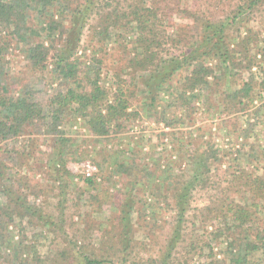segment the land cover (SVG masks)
<instances>
[{
    "label": "rangeland",
    "instance_id": "1",
    "mask_svg": "<svg viewBox=\"0 0 264 264\" xmlns=\"http://www.w3.org/2000/svg\"><path fill=\"white\" fill-rule=\"evenodd\" d=\"M100 1L103 6L113 2L112 7L119 4L126 7L133 2ZM238 4L245 2L214 0L212 12L215 16H222ZM186 7L179 0L159 5L161 19L158 20L162 22L163 39L159 51L163 56L184 51L179 43L176 44L178 41L199 37L201 28L185 13ZM32 22L36 25L35 20ZM94 23L92 17L89 24ZM249 29L259 32L264 38V3L255 17L245 20L235 33L242 36ZM127 40L133 42L134 36L128 35ZM235 40L232 38V47H236ZM115 44L112 42L102 50L93 38L91 26H87L77 55L82 62V70L85 65L92 64L94 56L103 58V79L111 87L114 84L113 69L125 61V53ZM6 60L9 61L11 75L19 77L18 80L12 79L10 95L28 91L35 98L44 97L43 104H46L51 94L67 87L50 71L52 68L43 76L29 75L28 62L15 41ZM206 62L217 75L220 74L215 60L208 58ZM145 75V72L137 74L135 83L141 89H137L129 109V112H138L139 117L126 123V129L112 126L109 136L97 138L78 115L68 111L64 114L61 130L65 131L64 137L72 140L65 156L70 175L64 181L56 180L57 171L49 159L56 153L57 146L42 124L36 126L33 135L26 137L36 140L30 149L33 157L20 163L15 155L4 154L0 150V161L5 162L8 168L4 185L11 190L0 195L1 208L5 209L11 199L19 201V206L10 204L15 211H0V264L27 261L32 264H83L87 256L105 260L106 264L159 261L174 242L179 219L172 195L175 189L174 186H166V178L171 177L169 180L175 182V178L190 177L193 172L199 174L200 182L189 195L181 231L187 235H183L186 241L177 246L173 264H198L200 255L192 252L190 246L191 241L198 239L213 247L217 260L229 263V246L233 237L224 232L215 238L214 232L221 225V219H204L202 213L221 199L222 192L227 193L235 170L243 168L255 175L264 174V160L258 156L264 150V100L255 99L251 109L245 113L229 114L224 111V106H212L218 104V93L210 96L204 91H193L189 96H196V108L188 114L184 109L166 108L170 93L174 91V86L167 90L166 85L159 94L161 102L154 107L156 115L153 116L145 106L146 102L149 103V95L146 97V92L142 93L140 83V78ZM225 75V83L219 87L220 90L232 85L228 83V74ZM161 118L172 125L169 123L170 127H167L160 122ZM209 144L218 148L224 161L213 163L212 170L203 175L202 164ZM87 162L98 170L91 177L94 185L90 187L84 183L87 177L83 168ZM122 166L131 171H122ZM235 190L233 188L228 193L232 198L242 201L247 197L246 194L238 195ZM128 203L131 206L126 215L129 233L124 237L127 245L124 248L120 218L122 205ZM260 211L262 220L259 219L257 225L264 229V204ZM205 251L204 258H207L209 250L206 248ZM259 258L255 264H264V258Z\"/></svg>",
    "mask_w": 264,
    "mask_h": 264
},
{
    "label": "trees",
    "instance_id": "2",
    "mask_svg": "<svg viewBox=\"0 0 264 264\" xmlns=\"http://www.w3.org/2000/svg\"><path fill=\"white\" fill-rule=\"evenodd\" d=\"M132 1L126 7L120 4L112 7L113 2L103 6L100 0H0V150L4 154L15 155L20 163L33 157L30 149L36 140L26 137L33 135L36 126L42 124L56 142V153L49 159L57 171L56 180L64 181L70 175L65 156L72 141L64 137L65 131L61 130L64 114L68 111L78 115L97 138L109 136L112 126L126 129V123L139 117L138 112H129L137 89H141L135 83L139 72L146 73L140 78V83L142 93L145 91L146 97L149 95V103L146 102L145 106L153 116L156 115L154 107L161 102L159 94L166 85L167 90L174 86L166 108L184 109L188 114L196 108V96H189L193 91H204L210 96L218 93V104L212 106H224V111L229 114L245 113L251 109L255 99L264 100V38L251 29L242 36L237 34L245 20L255 17L264 0H240L246 5L233 6L222 16H215L212 12L214 0H179L184 7L189 4L184 11L200 26L201 32L195 40L186 37L178 41L176 44L179 43L184 51L167 56L159 51L163 39L162 22L158 19H161L159 5L170 3V0ZM92 17L95 23L90 25ZM87 26H91L93 38L102 50L113 42L125 53V61L113 69L115 88L114 84L108 86L109 82L103 79V58L94 56L92 64L81 69L78 47ZM128 35L134 36L133 42L126 41ZM232 38L236 39V47H232ZM14 41L28 62L29 75L43 76L52 68L50 71L67 86L66 89L51 94L46 104H43L44 97L35 98L28 91L10 95L12 79L19 78L11 75L9 61L6 60ZM208 58L216 61L215 67L221 70L220 74L217 75L208 65ZM224 73L228 74V83L232 85L220 90L219 87L225 83ZM160 120L167 127L172 125L165 118ZM209 146L208 152L204 151L203 175L212 170L213 163L224 161L218 148ZM258 156L264 160V150ZM7 169L5 162L0 161V195L11 192L4 185ZM122 171L131 169L122 166ZM192 175L178 176L174 183L169 180L171 177L166 178V186H174L173 201L179 215L174 242L162 259L146 264H173L177 246L186 241L183 238L185 234L181 232L183 219L188 211L189 195L200 182L199 174L193 172ZM231 177L227 193L222 192L221 199L202 213L204 219H221V225L214 232L215 238L224 232L233 237L229 246V263L217 260L213 247L198 239L190 243L191 251L200 255L198 264H255L259 257L264 258V229L257 225L259 219L262 220L260 208L264 204V174L255 175L241 168L235 170ZM93 179L84 181L86 187L94 185ZM233 188L238 195L246 194L247 197L242 201L232 198L228 193ZM9 203L19 206L17 199H11ZM10 204L5 209L0 204V211H15ZM130 208L129 203L121 207L124 231L121 242L124 248L127 246L124 237L129 233L126 215ZM206 248L209 252L204 258ZM83 264H106V261L87 256Z\"/></svg>",
    "mask_w": 264,
    "mask_h": 264
},
{
    "label": "built area",
    "instance_id": "3",
    "mask_svg": "<svg viewBox=\"0 0 264 264\" xmlns=\"http://www.w3.org/2000/svg\"><path fill=\"white\" fill-rule=\"evenodd\" d=\"M84 172H85V176L87 178H91L94 176V174L98 171L97 167L93 164H91L90 162H87L86 164H84Z\"/></svg>",
    "mask_w": 264,
    "mask_h": 264
}]
</instances>
